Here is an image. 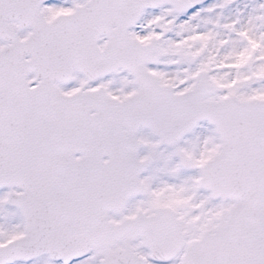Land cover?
Here are the masks:
<instances>
[{
  "label": "snow or ice",
  "instance_id": "obj_1",
  "mask_svg": "<svg viewBox=\"0 0 264 264\" xmlns=\"http://www.w3.org/2000/svg\"><path fill=\"white\" fill-rule=\"evenodd\" d=\"M0 264H264V0H0Z\"/></svg>",
  "mask_w": 264,
  "mask_h": 264
}]
</instances>
